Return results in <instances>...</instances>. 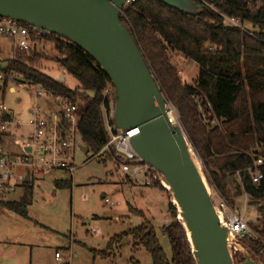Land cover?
<instances>
[{"label":"trees","instance_id":"trees-1","mask_svg":"<svg viewBox=\"0 0 264 264\" xmlns=\"http://www.w3.org/2000/svg\"><path fill=\"white\" fill-rule=\"evenodd\" d=\"M193 1L204 5L201 0ZM202 1L210 7L204 5L202 15L192 17L158 0H137L122 11L121 22L136 41L161 94L173 106L193 152L203 162L207 184L230 208L232 201L221 181L227 175H239L235 196L247 195L249 207L257 211L256 222L247 223L251 236L240 244L253 260H263L264 167L259 184H253L247 170L264 154V0ZM221 14L239 19L258 37L252 38L240 29L225 26ZM53 40L51 44L57 54L53 62L78 82L77 90L43 73L40 61L47 58L43 52L18 53L15 59L5 61V67L0 60V74L16 73L23 82L74 102L82 98L85 110L80 133L85 147L88 153L104 157L105 162L115 164L116 168V160L121 159L115 158L114 150L110 147L102 152L110 141L101 110L108 77L83 50ZM170 53L196 66L198 75L193 84L184 81L170 60ZM213 121L217 124L212 125ZM120 132L116 128V133ZM210 157H214L210 163L217 168L216 174L209 168ZM71 183L59 180L55 185L71 189ZM155 187L164 190L160 183ZM29 188L26 186L27 191ZM25 207L26 203L20 202L6 206L20 215L25 214ZM169 207L172 221L163 225L161 232L170 243V259L159 243L152 221L144 212L133 208L130 212L142 219L141 225L111 238L106 251L91 250L92 253L108 259L113 246H121L131 238L135 247L141 246L151 255L152 264H196L187 232L177 219V210L171 202Z\"/></svg>","mask_w":264,"mask_h":264},{"label":"rangeland","instance_id":"rangeland-1","mask_svg":"<svg viewBox=\"0 0 264 264\" xmlns=\"http://www.w3.org/2000/svg\"><path fill=\"white\" fill-rule=\"evenodd\" d=\"M43 53L47 56L40 61L43 73L55 80H60L63 76L66 87L77 90L78 82L53 62L57 54L49 47ZM11 58L10 43L6 40L0 41L1 66L4 67L5 61ZM170 60L178 68L184 81L193 84L198 75L196 66L175 53H170ZM13 87L15 92H6L3 96L4 102L15 117L26 123L38 88L16 84ZM39 105L48 107L45 101H39ZM171 107V117L174 123L180 125L175 110L172 105ZM114 165L105 162L104 157L86 154L82 148H78L75 152L76 170L73 178L64 171H57L48 176L33 177L28 191L26 186L19 187L10 198L26 194L25 214L14 213L11 220L6 222L2 221L0 215V264H152L151 255L145 248L135 247L131 238L124 240L121 246H113L108 259L95 256L91 251H106L111 238L141 225L142 219L131 213L130 208L144 212L152 221L159 243L170 259V243L161 228L172 221L170 202L176 208L171 191L161 183L165 191L155 187L156 185L146 187L141 182L131 181L122 171H116ZM198 165L203 170V162L199 158ZM59 180L72 182L71 189L57 188L55 182ZM208 189L214 204H217L214 190L209 185ZM231 189L234 191L233 195L229 194L232 208L220 196L222 200L230 210L240 215L245 214L247 223H255L257 211L256 208L249 207V197L245 194L235 196L237 182L232 183ZM103 197L111 203H105ZM176 210L178 213L177 208ZM2 211L7 213L5 208ZM3 234L11 236L12 240H4ZM72 235L76 242L71 243ZM18 239H21V244ZM3 240L8 244L7 249L3 248ZM55 252L61 254L62 263L55 260ZM230 252L234 264L243 262L239 251L230 248ZM70 253L73 256L71 262ZM256 262L264 264V259H256Z\"/></svg>","mask_w":264,"mask_h":264},{"label":"water","instance_id":"water-1","mask_svg":"<svg viewBox=\"0 0 264 264\" xmlns=\"http://www.w3.org/2000/svg\"><path fill=\"white\" fill-rule=\"evenodd\" d=\"M158 1L192 17L205 9L193 0ZM124 4L125 0H0V17L62 37L101 68L115 87V126L122 133L138 129L130 145L160 174L162 184L169 185L196 264H234L230 252L234 245L216 213L198 158L182 127L173 122L170 103L121 22ZM236 248L243 256L241 264H257L244 246Z\"/></svg>","mask_w":264,"mask_h":264},{"label":"built area","instance_id":"built-area-1","mask_svg":"<svg viewBox=\"0 0 264 264\" xmlns=\"http://www.w3.org/2000/svg\"><path fill=\"white\" fill-rule=\"evenodd\" d=\"M136 2L137 0H125L123 10L133 6ZM201 2L209 6L204 1L201 0ZM253 7L251 5L250 9L253 10ZM221 16L225 26L240 29L252 38L258 37L257 34L246 29L239 19L224 14ZM0 39L11 42L13 59L18 53H41L47 47L55 52L51 44H54L53 39L75 46L48 30H38L36 27L1 17ZM6 81L8 82L7 87L4 88ZM14 84L25 87L35 86L23 82L16 73L9 76H5L4 73L0 74V96L2 95L0 100V212L11 203L10 196L19 187L30 185L33 177L48 176L57 171H64L73 178L76 170L75 152L78 148H82L83 151L85 148V142L80 133V123L85 110L82 98L74 102L36 86L38 89L34 94L33 106L28 111V121L24 123L19 117L14 116L4 102L3 96L6 92H15ZM104 98L105 103L102 104L101 110L110 141L102 152L108 151L111 147L115 158L121 159V161L116 160L117 171H122L131 181L141 182L146 187H154L157 183L162 184L160 174L148 164H144L132 149L130 145L132 136H128L130 132L116 133V94L115 87L109 78L105 82ZM39 101H45L48 107L43 108L39 105ZM200 109L202 110L201 107ZM202 119L206 121L207 117L203 115ZM212 123L217 124V121ZM263 167L264 154L258 157L253 166L247 170L253 184H259L263 180ZM28 175L30 183L27 185ZM214 194L218 201L214 204L216 213L221 224L229 231L230 242L234 245L230 248L236 251V245L247 236H251L246 215L230 210L220 195L215 191ZM210 196L212 197L211 194ZM104 200L107 204L111 203L106 198ZM55 258L62 261L59 252H56ZM72 258L70 254V262Z\"/></svg>","mask_w":264,"mask_h":264},{"label":"crops","instance_id":"crops-1","mask_svg":"<svg viewBox=\"0 0 264 264\" xmlns=\"http://www.w3.org/2000/svg\"><path fill=\"white\" fill-rule=\"evenodd\" d=\"M3 40V39H2ZM1 40V41H2ZM6 41H8V40H6ZM9 43H10V47H11V42L10 41H8ZM11 51H12V49H11ZM64 80H65V77H64ZM216 156V155H215ZM213 158L214 157H210L209 158V168H210V170L212 171V172H214L215 174L216 173H218V171H217V168H215L211 163H210V161L211 160H213ZM116 171H117V169H116ZM235 182H237V184L240 182V177H239V175L238 174H236V175H234V176H226L225 177V179H223L222 181H221V183H222V185H224L225 187H226V190L228 191V193L230 194V195H233L234 194V191L231 189V185H232V183H235ZM26 195V194H25ZM22 196V195H19V196H16V197H13L12 199L10 198V202L11 203H17V202H20V203H23V204H25L26 202H27V199H26V196ZM25 199H24V198ZM103 199H104V197H103ZM25 209V208H24ZM3 210V209H2ZM1 210V213H0V215H1V219H2V221L3 222H6V221H10L11 220V217L13 216V214H14V212H12V211H10V210H8L7 208H5V210L7 211V213H3V211ZM3 239L5 240V239H7V240H12V237L11 236H8V235H4L3 234ZM3 240V248L4 249H7L8 248V244H7V242L6 241H4ZM21 239H18V242L21 244V242L22 241H20ZM70 241H71V243L72 242H76L75 241V237H73V235L72 236H70ZM65 244V243H64ZM70 248L69 249H71L72 248V245H70L69 246ZM32 254H33V256H34V251H32ZM55 254H56V252H55ZM70 254H72V253H70ZM70 257V256H69ZM55 260H56V258H55ZM33 261L34 260H32V263H33ZM56 261H58V260H56ZM58 262H60V263H62L63 262V259H62V261H58Z\"/></svg>","mask_w":264,"mask_h":264},{"label":"bare ground","instance_id":"bare-ground-1","mask_svg":"<svg viewBox=\"0 0 264 264\" xmlns=\"http://www.w3.org/2000/svg\"><path fill=\"white\" fill-rule=\"evenodd\" d=\"M172 120H174V119H172ZM173 122H174V121H173ZM136 134H138V129H134V130L130 131V133H129L128 136H132V137H133V136L136 135ZM163 186H164L167 190H170L169 185H168L166 182H164V181H163ZM173 203H174V205L177 207V203L175 202V200H173ZM178 218H179V220L182 222L181 217H178ZM236 250L239 251L237 248H236Z\"/></svg>","mask_w":264,"mask_h":264}]
</instances>
